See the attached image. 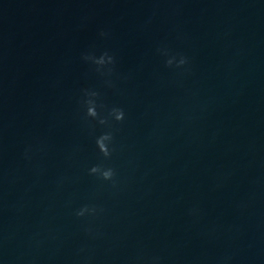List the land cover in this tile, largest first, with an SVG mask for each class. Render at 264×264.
<instances>
[{"label": "clouds", "instance_id": "clouds-1", "mask_svg": "<svg viewBox=\"0 0 264 264\" xmlns=\"http://www.w3.org/2000/svg\"><path fill=\"white\" fill-rule=\"evenodd\" d=\"M186 62H187L186 58L182 57L179 61V64L183 65ZM167 63L169 65H171L173 63V61L170 59L167 61ZM113 112L115 115V119L117 121H122L124 119V112L122 109H114ZM87 115L90 117H97V112H96L95 108L89 107L88 111H87ZM100 123L103 124V123H105V121L103 119H101ZM111 140H112V134L111 133H105V134L101 135L100 137H98L96 140V144H97L100 152L106 158L111 156V150L109 149L108 143H106V142H110ZM90 173L91 174L99 173L101 175L102 179H104V180H112L114 175H115L114 170L112 168H107L105 170H102L100 166H93L90 169ZM95 211H96L95 208H88L87 206H85L84 208H81L76 213V215L77 216H83L86 212L95 213Z\"/></svg>", "mask_w": 264, "mask_h": 264}]
</instances>
